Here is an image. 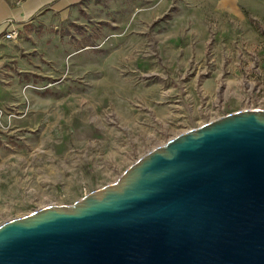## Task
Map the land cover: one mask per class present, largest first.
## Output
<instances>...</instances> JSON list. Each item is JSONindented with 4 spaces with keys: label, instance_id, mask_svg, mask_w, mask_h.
I'll use <instances>...</instances> for the list:
<instances>
[{
    "label": "rangeland",
    "instance_id": "374dc122",
    "mask_svg": "<svg viewBox=\"0 0 264 264\" xmlns=\"http://www.w3.org/2000/svg\"><path fill=\"white\" fill-rule=\"evenodd\" d=\"M57 21L24 25L21 65L0 74V223L73 203L182 131L264 109V0H80Z\"/></svg>",
    "mask_w": 264,
    "mask_h": 264
},
{
    "label": "water",
    "instance_id": "95a60500",
    "mask_svg": "<svg viewBox=\"0 0 264 264\" xmlns=\"http://www.w3.org/2000/svg\"><path fill=\"white\" fill-rule=\"evenodd\" d=\"M0 264H264V109L182 131L73 203L0 223Z\"/></svg>",
    "mask_w": 264,
    "mask_h": 264
},
{
    "label": "crops",
    "instance_id": "0c3cea01",
    "mask_svg": "<svg viewBox=\"0 0 264 264\" xmlns=\"http://www.w3.org/2000/svg\"><path fill=\"white\" fill-rule=\"evenodd\" d=\"M79 1L0 0V74L11 73L14 65L20 66L22 55L26 52V46L22 43L21 38L6 40L2 37L1 33L4 30L6 20L12 19L13 23L23 30L24 25L29 26L36 23L37 19L44 21V19L51 17L53 21H57L65 18L66 14L71 13L72 7L76 6ZM81 8L86 10L82 5ZM31 28L29 27L28 30Z\"/></svg>",
    "mask_w": 264,
    "mask_h": 264
},
{
    "label": "built area",
    "instance_id": "2783aa9c",
    "mask_svg": "<svg viewBox=\"0 0 264 264\" xmlns=\"http://www.w3.org/2000/svg\"><path fill=\"white\" fill-rule=\"evenodd\" d=\"M20 29L18 25L14 24L12 19L5 21L2 37L6 40H15L19 37Z\"/></svg>",
    "mask_w": 264,
    "mask_h": 264
}]
</instances>
